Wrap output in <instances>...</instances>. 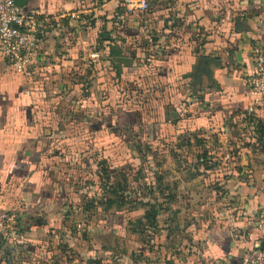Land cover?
<instances>
[{"label": "crops", "instance_id": "1", "mask_svg": "<svg viewBox=\"0 0 264 264\" xmlns=\"http://www.w3.org/2000/svg\"><path fill=\"white\" fill-rule=\"evenodd\" d=\"M130 1L28 0L22 11L36 15L40 27L39 50L31 63L38 75L34 81L27 80L31 84L27 96L21 78L10 73L0 53V208L18 216L19 243L6 249L15 264H239L243 254L262 239L256 226L264 214V161L255 162L246 179L237 174L225 178L216 191L208 187L221 178L210 173L166 184L165 194L149 196L145 202L175 200L173 191L183 182L200 185L205 194H196L206 197V202H223V207L206 209L200 219L192 217L186 228L158 225L153 236L143 229L130 230L129 222L116 221L126 207L107 208L102 203L108 196L101 190L102 167L94 159L105 163L110 143L103 140L118 135L98 133L105 136L98 142L91 129L87 136L69 134L62 119L33 113L32 104L37 99L48 102L50 90L77 88V83H65L67 62L59 58L53 43L58 49L60 37L83 31L92 44L99 37H111L108 28L115 26L121 6L136 7ZM174 4L185 25L196 21L201 41L196 45L188 39L164 56L156 53L154 65L166 85L162 95L167 102H162L163 97L158 100V114L152 118L155 138L172 140L196 132L219 133L233 140V128L245 113L255 111L264 119V95L255 97L246 86L252 48L259 44L264 50V0H175ZM154 23L158 37L186 41L190 36L179 35L170 26L163 29L165 20L157 17ZM127 28L122 31L132 36ZM133 68L130 64L120 71L126 75ZM164 105L170 106L169 115ZM117 109V119L128 126L130 111L125 106ZM115 223L123 224V229Z\"/></svg>", "mask_w": 264, "mask_h": 264}, {"label": "rangeland", "instance_id": "2", "mask_svg": "<svg viewBox=\"0 0 264 264\" xmlns=\"http://www.w3.org/2000/svg\"><path fill=\"white\" fill-rule=\"evenodd\" d=\"M130 2L133 4L136 2V7L126 9L125 6H121V14H114L117 19L115 26L108 28L111 33L109 41L101 43L98 40L92 44L86 31L82 30L81 35L68 33L70 36L60 37L58 49L55 48L56 43H53V48L61 53L59 58H64L63 60L67 62L63 72L65 83L69 86L72 82L77 83L75 86L77 88L73 91L67 87L50 90L48 102L37 99L38 103L30 107L34 114L41 117L62 119L69 134L87 136L91 129L95 133V141L98 142H102L105 137L98 136V133L112 131L118 135L116 138L106 136L107 139L103 140L110 143V155L105 161V165L110 167V171L108 168L105 169L109 172L110 184L124 177L126 187L122 185V191L119 193L130 197L129 202L122 205L127 211L118 215L116 221L124 220L122 223L129 222L130 230L143 229L154 236L157 235L158 225H172L176 228L175 225L179 224L186 228L192 217H195L194 221L200 219V215L207 211L206 209L213 210L217 207L221 209L223 202L209 200L206 202V197L196 194L197 192L205 194V191H201L200 185L194 184L190 187V184L183 182H180L173 191L176 194L175 200L145 202L146 199H149V196L165 194L166 184L201 173H210L213 177L219 175L221 178L219 182H214L208 187L212 191H216L222 180L231 175L237 174L239 179H246L253 164L264 161V144L255 142L253 125L254 121L258 120L264 123V119L259 118L255 111L245 113L243 119L239 118V122H236L233 128L236 134L233 140L220 136L219 133L201 135L196 132L189 134V137L179 136L172 140L167 137L155 138L152 127L156 124L152 122V118L158 114V100L163 97L162 102H167L162 95L166 85L161 82L154 65L156 53L164 56L166 51L182 47L188 39L199 45L200 31L194 24L195 20L185 25L184 17L177 15L175 0ZM154 17L165 20L166 26H170L173 32L190 36L185 37L186 41L182 39L183 37L168 39L158 37ZM124 27L132 31V36L124 34L122 31ZM99 28L103 29L104 26L101 24ZM103 33L102 30L101 34ZM206 36L211 37V33L204 34L202 40ZM38 50L37 38L33 54ZM72 50L74 54L71 55ZM130 64L134 67L130 74L117 72L119 68ZM9 71L21 78L23 93L27 96L31 85L27 80L33 78L34 81L38 75L33 73L31 64L24 73H17L11 67ZM157 87L160 89H155ZM156 93H160V97L156 96ZM117 106H125L130 111L125 120L128 126L122 125L117 119L120 117ZM165 107L169 115L171 108L167 105ZM160 114H163V110ZM143 127L144 130H141ZM206 147L208 149L205 151L208 152L204 151ZM97 158L94 159V163L103 164V161ZM156 165H159L160 169L152 172L151 169L153 170ZM95 178L98 181L96 183H101L98 175ZM158 182L161 184H157ZM82 188L84 186L81 185ZM192 194H196L195 198L187 199ZM151 209L156 211L154 224L147 223L143 218L146 211ZM141 216L142 219L139 218ZM115 224L117 229H123V224ZM1 245L0 264H15L14 260L8 257L11 255L6 250L9 245L3 242Z\"/></svg>", "mask_w": 264, "mask_h": 264}, {"label": "built area", "instance_id": "3", "mask_svg": "<svg viewBox=\"0 0 264 264\" xmlns=\"http://www.w3.org/2000/svg\"><path fill=\"white\" fill-rule=\"evenodd\" d=\"M40 20L31 13L16 7L12 0H0V53L4 61L17 73H24L32 63L37 45ZM252 71L246 80L249 92L264 95V50L255 44L251 51ZM264 213V212H263ZM256 228L264 240V214ZM18 216L13 210L0 208V239L9 246L19 243ZM239 264H264V249L259 242L250 247Z\"/></svg>", "mask_w": 264, "mask_h": 264}, {"label": "trees", "instance_id": "4", "mask_svg": "<svg viewBox=\"0 0 264 264\" xmlns=\"http://www.w3.org/2000/svg\"><path fill=\"white\" fill-rule=\"evenodd\" d=\"M168 27L166 24L164 25L163 29H167ZM162 31V30H161ZM37 38H38V32H37ZM100 38V37H99ZM104 41H109V37L102 36L99 39V42H104ZM123 68V67H122ZM117 72L120 73V68L117 70ZM264 103V101H263ZM264 106V104H263ZM254 133H255V142L257 143H262L264 144V123L261 121H254ZM97 167H102L100 176H101V181H102V188L103 193L107 194V198L103 200V204L107 207L110 208L112 206H115L117 208L122 207V205L127 204L129 201V196H126L124 194H120L119 191L121 192L122 185L123 187H126V179L124 177H121L119 180L115 181V183L110 184L111 180L109 178V172L105 170L103 167H105V163L103 164L98 163ZM144 220H146L147 223L154 224V221L156 220V211L154 209H151V211H146L144 214ZM1 239H0V248H1ZM6 264V263H5Z\"/></svg>", "mask_w": 264, "mask_h": 264}, {"label": "water", "instance_id": "5", "mask_svg": "<svg viewBox=\"0 0 264 264\" xmlns=\"http://www.w3.org/2000/svg\"><path fill=\"white\" fill-rule=\"evenodd\" d=\"M14 5L20 9H23L27 6L28 0H12ZM259 246L261 249H264V240L259 242Z\"/></svg>", "mask_w": 264, "mask_h": 264}]
</instances>
